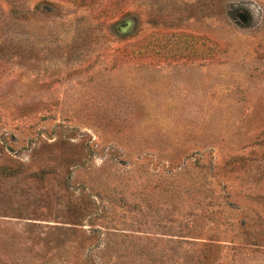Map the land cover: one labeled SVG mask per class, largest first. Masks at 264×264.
<instances>
[{
    "label": "rangeland",
    "instance_id": "374dc122",
    "mask_svg": "<svg viewBox=\"0 0 264 264\" xmlns=\"http://www.w3.org/2000/svg\"><path fill=\"white\" fill-rule=\"evenodd\" d=\"M0 264H264V0H0Z\"/></svg>",
    "mask_w": 264,
    "mask_h": 264
}]
</instances>
